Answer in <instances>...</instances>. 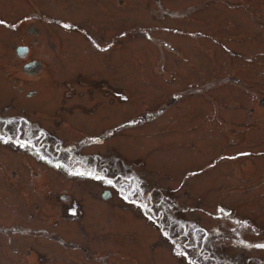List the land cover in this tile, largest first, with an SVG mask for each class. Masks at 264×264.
Listing matches in <instances>:
<instances>
[{
    "label": "rangeland",
    "instance_id": "1",
    "mask_svg": "<svg viewBox=\"0 0 264 264\" xmlns=\"http://www.w3.org/2000/svg\"><path fill=\"white\" fill-rule=\"evenodd\" d=\"M25 14L56 30L54 55L37 74L0 73V108L26 113L82 161L0 144V264H187L146 210L117 198L148 193L156 210L163 197L191 204L209 230L248 217L264 244V0H0V17ZM1 26L6 61L22 38ZM118 173L144 195L129 183L101 198ZM262 248L235 259L257 264Z\"/></svg>",
    "mask_w": 264,
    "mask_h": 264
},
{
    "label": "flooded vegetation",
    "instance_id": "2",
    "mask_svg": "<svg viewBox=\"0 0 264 264\" xmlns=\"http://www.w3.org/2000/svg\"><path fill=\"white\" fill-rule=\"evenodd\" d=\"M32 18H34V16L31 17L29 14H25L24 16L14 20H8L0 17V21H4V23L1 24L4 26L0 25L1 27L9 31L10 34L13 31L8 30L7 28L11 30L13 29L16 31L14 32L16 37L20 39L22 38V41L11 47V52H4L6 53L4 57V60L6 61L0 60L1 75H3V72L9 71L12 73V75H16L18 72H20L18 68H20L23 73L32 75L37 74V72L43 67L42 60L44 57L45 59L51 57L52 60L54 55L52 44L54 43V36L57 37L55 34L56 30L51 25H49L47 21ZM56 21L61 25H58L59 27L67 30L64 27V25H69L67 21H65L63 18H56ZM0 47L6 51L2 43H0ZM10 60L16 61L15 63H12V65L19 64V66L5 68L4 63L8 62L10 64ZM44 66L45 68L41 74L44 75V72L48 71L50 75L51 68L50 66L47 67L46 61ZM33 92H36V90L33 89L28 91V95L31 96ZM3 111L4 110L0 108V144L9 145L19 152L22 151L28 155H32V157L43 156L42 153H45L50 157L56 156L59 159L60 154L63 155V158L65 156L68 157L76 154V156L71 158H79L82 161L77 153H73L70 149L65 147L64 143L60 141L57 135L55 137L52 135L48 136L41 126V128H39V125L33 129L31 126L36 124H33L29 120L26 113H21L16 117H11L4 115ZM32 131H36L37 133L32 135ZM31 138H34L36 141L38 140L39 145L32 143ZM74 150L79 152L77 149ZM251 153L252 151H247L246 156L250 155ZM99 167L101 168L102 165H99ZM68 168L72 171L94 172V174L97 171V166L92 164L83 168L81 166L76 167L74 164L69 163ZM118 176L119 178L124 179V181H116L110 186L103 187V189L100 191L101 198L105 200L112 199L114 197L111 195L112 187H117L119 193L121 192L120 190H126L128 192L130 188L122 187V184L129 185V183L132 184L129 185L131 188H134V186L137 187V191L144 195L142 184L138 181H135L134 176L123 175L121 173H118ZM77 178H79V176ZM84 179H90L88 182L92 181V178ZM149 194L151 200H149L150 198L146 196L141 198L139 201L134 200V197L131 196H117V198L120 199V201L122 199H129V205L136 209L141 208L146 210V215L151 217V219L146 220L150 224L158 226L157 230L159 235L167 241L171 252H173L187 264H253L251 260L249 263H243L235 259V256H237L239 251H241L239 248H242V250L248 249V253L250 254L251 252L249 249H256L260 251V248L264 246L261 241L259 242L258 239H256L254 234L260 230L261 226L259 227V224H256L248 217H243L240 214H236L237 216L234 215L232 217L234 224H229L228 229L225 231H218L216 230L215 226H212V228L209 230L208 227L201 224L197 218L191 216V210H193V206L191 204L183 203L182 201H179L175 198L170 199L168 197H163L162 202L158 200L161 210H156L154 206L151 205V201L155 203V199H152L153 197L151 196V193H148V195ZM165 201L166 205L170 204V206L174 207L172 211H170V207L168 209L166 208L164 203ZM167 211H169V213H167ZM180 212H183V216ZM76 214L77 213H75V215ZM128 220L129 224L132 225L130 223V217H128ZM243 223L249 224L248 231L252 232V236H246L247 230L243 228ZM186 225L187 228H182ZM142 228L144 230L145 226H142ZM198 229L203 232L202 235L198 234ZM155 236L156 234L154 233L152 237ZM198 239L201 243L200 248ZM223 242H230L235 246L220 247L218 243ZM236 244L240 246H237ZM70 247H68V249H70ZM261 250L264 251V248ZM57 253H59V251ZM244 256L247 255L244 254ZM251 256L256 259L257 262L255 261V263L264 264L263 256H256V254H252ZM71 260L77 262L78 257L72 255Z\"/></svg>",
    "mask_w": 264,
    "mask_h": 264
},
{
    "label": "snow or ice",
    "instance_id": "3",
    "mask_svg": "<svg viewBox=\"0 0 264 264\" xmlns=\"http://www.w3.org/2000/svg\"><path fill=\"white\" fill-rule=\"evenodd\" d=\"M4 23V21H0V24H3ZM14 27V26H13ZM64 27L65 28H69V27H72L71 25H64ZM126 99V98H125ZM262 247H264V246H262Z\"/></svg>",
    "mask_w": 264,
    "mask_h": 264
}]
</instances>
